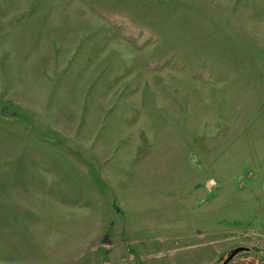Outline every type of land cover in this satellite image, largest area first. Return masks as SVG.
<instances>
[{"label":"rangeland","instance_id":"1","mask_svg":"<svg viewBox=\"0 0 264 264\" xmlns=\"http://www.w3.org/2000/svg\"><path fill=\"white\" fill-rule=\"evenodd\" d=\"M244 244L264 248V0H0V264Z\"/></svg>","mask_w":264,"mask_h":264},{"label":"flooded vegetation","instance_id":"2","mask_svg":"<svg viewBox=\"0 0 264 264\" xmlns=\"http://www.w3.org/2000/svg\"><path fill=\"white\" fill-rule=\"evenodd\" d=\"M105 240L102 239V241ZM236 247H243V249L231 254ZM236 247L232 246L226 255L217 256L212 264H264V248L260 246L252 247L246 244Z\"/></svg>","mask_w":264,"mask_h":264},{"label":"water","instance_id":"3","mask_svg":"<svg viewBox=\"0 0 264 264\" xmlns=\"http://www.w3.org/2000/svg\"><path fill=\"white\" fill-rule=\"evenodd\" d=\"M242 249H243V247H236V248H234L232 250L231 254H234V253H236V252H238L239 250H242Z\"/></svg>","mask_w":264,"mask_h":264}]
</instances>
